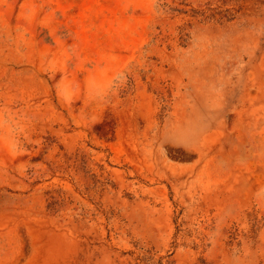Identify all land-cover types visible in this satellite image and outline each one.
<instances>
[{"label":"rangeland","instance_id":"obj_1","mask_svg":"<svg viewBox=\"0 0 264 264\" xmlns=\"http://www.w3.org/2000/svg\"><path fill=\"white\" fill-rule=\"evenodd\" d=\"M0 264H264V0H0Z\"/></svg>","mask_w":264,"mask_h":264}]
</instances>
